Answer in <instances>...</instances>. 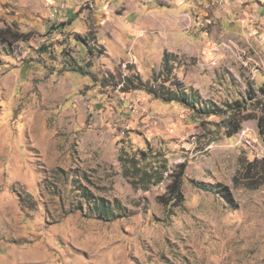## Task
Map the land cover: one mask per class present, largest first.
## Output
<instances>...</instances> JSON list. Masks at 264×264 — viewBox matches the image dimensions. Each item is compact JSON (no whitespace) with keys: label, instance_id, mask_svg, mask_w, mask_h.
Masks as SVG:
<instances>
[{"label":"rangeland","instance_id":"rangeland-1","mask_svg":"<svg viewBox=\"0 0 264 264\" xmlns=\"http://www.w3.org/2000/svg\"><path fill=\"white\" fill-rule=\"evenodd\" d=\"M7 27L28 39L0 43V264H264V185L241 177L264 157L256 120L229 138L226 112L141 87L170 78L226 111L264 82V0H0ZM132 157L164 178L133 185Z\"/></svg>","mask_w":264,"mask_h":264},{"label":"trees","instance_id":"trees-1","mask_svg":"<svg viewBox=\"0 0 264 264\" xmlns=\"http://www.w3.org/2000/svg\"><path fill=\"white\" fill-rule=\"evenodd\" d=\"M27 34L22 33L12 27L0 28V43L4 48L13 46L18 41L27 40ZM175 59L171 55L165 53L163 56L162 68L169 74L172 72V67ZM137 81L142 85L141 80ZM156 81H158L156 79ZM130 83V81H128ZM162 83L156 85H149L144 83V89L152 95L155 99H160L164 102H180L188 106L195 112H202L206 116L220 115L227 113L225 136L232 137L237 134L241 128L242 123L246 120L253 119L257 122L258 134L264 143V82L255 88H248L243 95H239V98L234 100L231 104L226 105V111H220L217 106L212 102L200 101L199 93L190 89L189 92L185 89H181L178 83L170 78L162 79ZM169 83L167 87L166 84ZM137 87L136 89H140ZM130 88L125 87V92ZM147 151H141L139 154L142 160H145ZM147 166L141 164L140 160H136L135 157L131 159V165L125 168L123 175L125 177L133 178L132 184H139L147 187L151 184L160 182L164 177L162 173L155 174L150 172V169H145ZM178 170L169 174L168 178L171 179L170 184L167 186V191L160 197V200L165 204H179L184 201V195L182 192V181L186 170L185 165L182 163L177 166ZM243 184L248 189H257L264 185V157L258 159L255 158L252 161H247L242 166ZM136 179V181H134ZM217 192L220 197L232 208L236 209V205L232 199V196L227 187L217 185ZM93 208V205H92ZM101 216H108L107 206L104 202H97L94 206Z\"/></svg>","mask_w":264,"mask_h":264},{"label":"crops","instance_id":"crops-1","mask_svg":"<svg viewBox=\"0 0 264 264\" xmlns=\"http://www.w3.org/2000/svg\"><path fill=\"white\" fill-rule=\"evenodd\" d=\"M256 33H258V32H256ZM254 36H255V38H256V40H257V36H256V34H254ZM260 36H261V34H260ZM261 44H263L264 43V39L263 38H261Z\"/></svg>","mask_w":264,"mask_h":264}]
</instances>
